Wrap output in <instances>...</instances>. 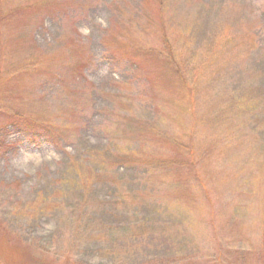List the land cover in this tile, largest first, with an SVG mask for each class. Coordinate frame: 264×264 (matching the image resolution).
Instances as JSON below:
<instances>
[{"label": "rangeland", "instance_id": "374dc122", "mask_svg": "<svg viewBox=\"0 0 264 264\" xmlns=\"http://www.w3.org/2000/svg\"><path fill=\"white\" fill-rule=\"evenodd\" d=\"M0 264H264V0H0Z\"/></svg>", "mask_w": 264, "mask_h": 264}, {"label": "trees", "instance_id": "16d2710c", "mask_svg": "<svg viewBox=\"0 0 264 264\" xmlns=\"http://www.w3.org/2000/svg\"><path fill=\"white\" fill-rule=\"evenodd\" d=\"M17 119L18 122L15 123L12 128L16 130V133L22 135L31 145H37L38 140L42 137H50L51 139L55 137L53 135L54 131L48 123H37L30 120L29 118H24L22 116ZM160 224L161 225H159V229H162V226L164 227V225L162 224L164 223ZM154 227L155 226H153V229Z\"/></svg>", "mask_w": 264, "mask_h": 264}]
</instances>
